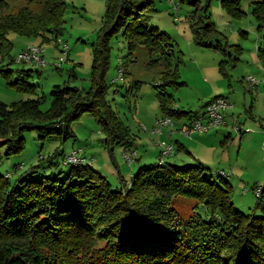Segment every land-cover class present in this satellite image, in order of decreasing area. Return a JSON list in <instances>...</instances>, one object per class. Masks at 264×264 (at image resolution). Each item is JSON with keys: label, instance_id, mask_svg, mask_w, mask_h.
<instances>
[{"label": "trees", "instance_id": "trees-1", "mask_svg": "<svg viewBox=\"0 0 264 264\" xmlns=\"http://www.w3.org/2000/svg\"><path fill=\"white\" fill-rule=\"evenodd\" d=\"M42 2L39 13L45 17L36 14L35 20L40 19L36 22L29 21L21 9L18 15L0 18V54L8 51L11 42L6 32L10 29L41 34L43 39L48 33L57 38L65 2ZM220 2L233 15L242 13L239 0ZM153 3L106 0L88 88L54 84L47 110L39 109V98L11 104L0 100V148L5 145V155L22 148L24 129L34 128L40 136L62 129L67 133L68 120L93 107L98 109L93 114L106 134L126 147L130 144L128 127L102 97L108 40L117 32L123 35L129 51L141 45L154 55V62H160L156 97L162 115L170 117L183 111L173 105L172 94L166 89L184 83L178 80L173 64L172 44L162 30L140 16L153 9ZM252 13L258 27L264 25V0L255 1ZM203 16L207 19L198 17L191 23L198 43L212 45L227 58L232 51L241 52L238 45L221 43L215 22L206 12ZM258 48L264 61V41ZM62 158L70 163L62 176L29 175L41 163L13 178L0 173V264H264V182L252 186L259 188L256 204L262 211L257 214L234 207L229 182L208 177L201 164L164 160L139 166L128 184L111 188L94 168L65 161L64 155ZM178 195L199 199L197 210L180 223L171 204Z\"/></svg>", "mask_w": 264, "mask_h": 264}, {"label": "rangeland", "instance_id": "rangeland-1", "mask_svg": "<svg viewBox=\"0 0 264 264\" xmlns=\"http://www.w3.org/2000/svg\"><path fill=\"white\" fill-rule=\"evenodd\" d=\"M42 1L0 0V18L18 15L21 9L28 15V20L34 22L36 14L45 17L39 13ZM255 1L258 0H239L242 13L235 16L221 5L220 0H154V8L140 16L143 15L148 25L162 30L172 44L173 64L178 69V80L184 83L166 89L172 94L173 105L183 111L171 115L172 123L161 126V133L152 131L155 120L164 116L156 97L158 82L161 83V64L154 62V55L141 45L129 51L123 35L117 32L108 40V68L102 97L128 127L130 144L126 147L106 134L93 114L97 107L92 111L84 109L68 120L67 133L62 129L40 136L34 128L24 129L19 152L5 155V145L0 148V173L13 178L41 163L29 175L52 173L62 176L70 166L63 162V155L76 149L81 159L78 157L74 164L88 165L105 176L111 188L120 187L121 183L130 182L139 166L157 163L158 142L166 140L174 146L175 156L170 161L179 165L201 164L208 177L229 182L234 207L260 213L256 188L252 186L264 182V61L258 48L263 46L264 25L258 27L252 13ZM64 2L57 38L51 37L50 33L43 39L41 34L7 30L6 36L11 43L8 51L0 54L1 101L11 104L39 98V109L47 110L51 106L50 89L54 84L67 83L81 89L89 87L93 47L102 26L106 0ZM205 12L215 22L223 38L221 43L226 41L240 46V53L232 51L231 57L227 58L212 45L197 42L191 23L198 17L207 19L203 16ZM27 44L38 45L46 61L16 59ZM60 55L63 59L59 62ZM221 66L223 68H219ZM119 69L121 76L117 72ZM215 96H224L229 103L223 110L224 122L216 128L184 134L182 129L201 116L207 101ZM235 122L248 130L237 132L233 128ZM169 130L172 131L170 134ZM177 141L182 142L192 156L178 148ZM133 150L132 159H128L126 155ZM198 200L174 196L171 204L177 209V223L185 221L197 210ZM199 211L202 213V209ZM99 242L103 244L102 240Z\"/></svg>", "mask_w": 264, "mask_h": 264}, {"label": "built area", "instance_id": "built-area-1", "mask_svg": "<svg viewBox=\"0 0 264 264\" xmlns=\"http://www.w3.org/2000/svg\"><path fill=\"white\" fill-rule=\"evenodd\" d=\"M41 48L38 45L34 44H27L16 56V59L18 60H31L34 59L38 61L39 63H43L46 60L43 58L42 54L40 53ZM63 52L66 53V46L63 47ZM63 59V57L60 55L58 57V60ZM58 64V63H57ZM119 76H121L122 70L119 69L117 71ZM252 78L251 76H249ZM229 105L226 98L224 96H215L207 101L206 107L204 112H202L201 116H198L196 119L193 120V122L186 126L184 129H182V132L184 134H190L192 131L195 130H208L210 128L217 127L218 124H221L224 122L223 118V110ZM203 117V119H202ZM203 120V121H202ZM172 123L171 118L169 116H162L160 118H157L155 120V125L152 129L153 132L161 133V126H164L166 124ZM233 128L241 133L243 131L248 130V127H244L240 123L235 122L233 124ZM160 145L159 149V156L157 163H162L165 158H168L170 155L174 154V146L172 142H168L166 140H160L158 142ZM135 151L133 150L131 154L126 155L128 159H132V156L134 155ZM80 158V156L77 155L76 149H73L72 151L66 153L64 155L65 161L73 162ZM81 159V158H80ZM80 159L78 161H80ZM220 173L222 171H219ZM259 193V188H256V194Z\"/></svg>", "mask_w": 264, "mask_h": 264}, {"label": "crops", "instance_id": "crops-1", "mask_svg": "<svg viewBox=\"0 0 264 264\" xmlns=\"http://www.w3.org/2000/svg\"><path fill=\"white\" fill-rule=\"evenodd\" d=\"M245 127H246V126H245ZM214 128H216V127H214ZM210 129H211V128H210ZM170 131H171V130H169V134L172 132V131H171V132H170ZM195 132H196V131H195ZM193 133H194V131H193ZM228 133H229V132H228ZM178 143H181V144H182V145L180 144V148H181V149L185 150L186 153H187L188 155L192 156V155L189 153V150L186 148V146H185L182 142H180V141L178 142V141H177V144H178ZM173 156H175V154L169 156V159H168V160H171V158H173ZM177 159H178V160H182L181 157H177ZM218 170H219V169H218Z\"/></svg>", "mask_w": 264, "mask_h": 264}, {"label": "bare ground", "instance_id": "bare-ground-1", "mask_svg": "<svg viewBox=\"0 0 264 264\" xmlns=\"http://www.w3.org/2000/svg\"><path fill=\"white\" fill-rule=\"evenodd\" d=\"M171 132V131H170Z\"/></svg>", "mask_w": 264, "mask_h": 264}]
</instances>
